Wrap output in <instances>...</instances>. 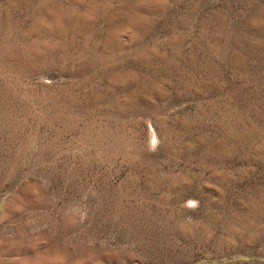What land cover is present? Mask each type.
<instances>
[{
    "label": "rangeland",
    "instance_id": "1",
    "mask_svg": "<svg viewBox=\"0 0 264 264\" xmlns=\"http://www.w3.org/2000/svg\"><path fill=\"white\" fill-rule=\"evenodd\" d=\"M0 264H264V0H0Z\"/></svg>",
    "mask_w": 264,
    "mask_h": 264
}]
</instances>
